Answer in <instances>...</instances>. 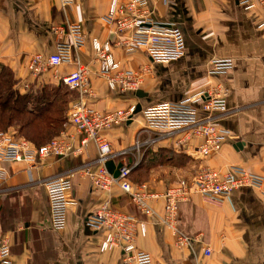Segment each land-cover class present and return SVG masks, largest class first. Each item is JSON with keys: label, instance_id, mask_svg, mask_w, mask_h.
<instances>
[{"label": "crops", "instance_id": "obj_1", "mask_svg": "<svg viewBox=\"0 0 264 264\" xmlns=\"http://www.w3.org/2000/svg\"><path fill=\"white\" fill-rule=\"evenodd\" d=\"M111 0H76L63 6L61 0H0V68H9L22 92L45 85H63V76L81 65L89 71L94 95L88 105L98 111L127 110L141 104L131 121L104 130L114 156L108 170L119 175L124 165L135 168L134 183L148 184L152 192L162 193L181 179L191 180L205 166L227 171L242 166L264 176V9L257 5L245 9L239 0H151L154 17L178 26L185 37L184 55L176 61L153 63L144 48L127 51L114 24L106 21ZM79 23L87 36L82 49H74L72 62L46 67L34 76L29 68L33 56L54 54L60 40L52 26ZM110 40L113 53L122 67L143 75L138 91L113 90L99 74L92 39ZM216 59H231L224 73L210 74ZM224 88L228 92L227 111L201 112L210 115L219 127L230 133L218 152L202 156L198 147L203 138H185L176 133L146 143L157 132L146 128L143 110L163 102H179L202 90ZM73 101L80 98L71 90ZM138 92H140L138 94ZM70 104V106H71ZM73 145L80 146L82 136L68 122L65 129ZM139 140L145 145L137 150ZM128 151L127 153H124ZM98 157L91 141L77 155L49 156L31 166L26 162H0V240L11 247L9 261L0 264H121L122 250L102 251L103 230H95L88 218L105 202L146 222V233L138 234L136 247L149 253L153 264H264V194L252 187H241L222 205L206 202L193 193L180 204L175 233L163 222L164 200L150 202L152 212L138 210L129 194L119 185L96 189L82 168ZM70 175L71 204L66 226L56 231L50 222V204L44 182L58 175ZM188 238L183 246L179 237ZM206 248L211 252L207 254Z\"/></svg>", "mask_w": 264, "mask_h": 264}, {"label": "built area", "instance_id": "obj_2", "mask_svg": "<svg viewBox=\"0 0 264 264\" xmlns=\"http://www.w3.org/2000/svg\"><path fill=\"white\" fill-rule=\"evenodd\" d=\"M76 0H61L63 6H69ZM151 0H111L106 21L114 24L119 34H125L122 44L131 52L144 48L153 63L165 64L178 60L184 55L186 42L182 30L173 23L157 20L150 9ZM171 4L172 0H162ZM245 9L260 5L264 9V0H239ZM264 27V21L260 24ZM57 35L68 36L69 40H60L57 50L50 56L37 54L30 61V71L34 76L40 75L46 67H56L62 63L72 62L74 49H82L87 43V36L79 23H68L66 26H52ZM94 57L99 64V74L107 80L113 90L120 93H134L139 90L143 75L150 70L144 68L141 72L127 70L113 53L110 40L101 41L93 38ZM1 56V52H0ZM209 73L219 74L229 70L231 59H216L210 64ZM62 83L80 93V98L70 106L69 122L76 133L82 136L80 146L73 145L72 136L62 131L50 142L36 146L31 141L19 137L12 131H0V162H26L31 166L42 162L49 156L66 157L81 154L93 141L98 149L95 160L96 168L86 165L81 170L99 190H108L113 185H119L131 197L136 208L145 214L152 212L150 202L154 199L164 200L163 222L175 233L178 221L179 207L193 193H198L211 204L222 205L233 193L241 187H252L264 194V176L255 174L242 166H230L223 172L219 169L205 166L200 168L191 180L181 179L177 184L167 188L162 193L152 192L146 183H134L130 180L132 168L124 165L119 175L114 176L107 168V162L114 156L111 143L102 134L104 130L131 121L135 115L136 106L127 110L102 112L91 108L87 98L94 95L89 81V71L79 65L76 70L65 75ZM226 89L218 86L202 90L179 102H163L143 110L147 120L146 128L157 132V136L146 143L154 142L166 136L184 132L185 138H203L198 147L202 156H208L221 149L222 144L230 138V133L219 127L208 114L227 111ZM137 140L135 148L139 150L143 144ZM125 151L124 153H127ZM2 169L0 168V172ZM46 187L50 204V222L54 230H63L66 226L67 211L71 204L69 197L72 189L71 176L64 174L48 178ZM88 224L95 230H103L104 237L100 244L102 251L118 248L123 252L121 264H153L149 253L136 247L137 235L145 234L146 222L135 216L114 209L109 202L88 218ZM188 238L180 236L179 245L183 246ZM205 252L209 254L210 248ZM11 247L6 238L0 240V261L8 262ZM174 264H184L177 261Z\"/></svg>", "mask_w": 264, "mask_h": 264}, {"label": "trees", "instance_id": "obj_3", "mask_svg": "<svg viewBox=\"0 0 264 264\" xmlns=\"http://www.w3.org/2000/svg\"><path fill=\"white\" fill-rule=\"evenodd\" d=\"M13 72L0 68V129L17 126V135L42 146L58 136L69 122L73 93L65 84L45 85L40 89L20 92ZM7 86V91L1 92ZM33 104L35 106H33ZM20 120V121H19ZM3 131V130H0ZM135 168H132V173ZM138 181L136 183H141Z\"/></svg>", "mask_w": 264, "mask_h": 264}, {"label": "rangeland", "instance_id": "obj_4", "mask_svg": "<svg viewBox=\"0 0 264 264\" xmlns=\"http://www.w3.org/2000/svg\"><path fill=\"white\" fill-rule=\"evenodd\" d=\"M50 87H52V86H50ZM7 86H3L2 87V90H1V92H5L6 93V91H7ZM16 89L18 90V91H20V92H22L19 88H17L16 87ZM37 91H39V90H37ZM33 106H35L34 104H33ZM20 121V120H19ZM17 126H15V125H13V127L11 126L10 128L8 127L7 129L5 128V129H0V130H3V131H12V132H15L16 133V135H17ZM18 136V135H17Z\"/></svg>", "mask_w": 264, "mask_h": 264}, {"label": "water", "instance_id": "obj_5", "mask_svg": "<svg viewBox=\"0 0 264 264\" xmlns=\"http://www.w3.org/2000/svg\"><path fill=\"white\" fill-rule=\"evenodd\" d=\"M140 92H138V94H139ZM141 109H142V106H141V104H138V105H136V109H135V113H138V112H140L141 111Z\"/></svg>", "mask_w": 264, "mask_h": 264}]
</instances>
